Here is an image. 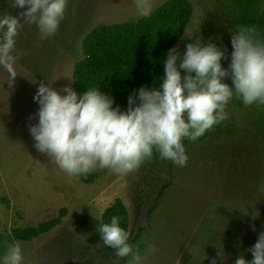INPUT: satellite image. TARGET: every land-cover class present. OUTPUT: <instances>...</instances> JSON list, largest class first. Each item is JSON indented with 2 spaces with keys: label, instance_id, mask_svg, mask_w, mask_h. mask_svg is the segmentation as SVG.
Segmentation results:
<instances>
[{
  "label": "rangeland",
  "instance_id": "1",
  "mask_svg": "<svg viewBox=\"0 0 264 264\" xmlns=\"http://www.w3.org/2000/svg\"><path fill=\"white\" fill-rule=\"evenodd\" d=\"M164 1L152 0L153 8ZM190 1L192 18L173 46L179 52L186 50L205 11L215 3ZM260 1L264 11V0ZM25 10L0 0V16H17ZM138 17L134 0H69L53 37L41 40L35 24L20 29L16 47L25 54L15 63L18 75L12 88L0 67L1 230L35 225L66 209L51 231L16 242L22 249V264H113L114 250L103 244L97 228L102 211L116 198L128 209L129 243L139 251L141 264H211L213 258L216 264H234L240 254L248 261L253 258L246 249L264 231V144L253 136L231 100L227 119L207 136L183 140L185 167L156 155L127 175L97 168L91 172L95 180L84 183L62 172L34 147L28 125L38 122L39 105L33 97L40 82L58 91L72 86L84 35L97 23ZM130 260L120 258L118 264Z\"/></svg>",
  "mask_w": 264,
  "mask_h": 264
},
{
  "label": "clouds",
  "instance_id": "2",
  "mask_svg": "<svg viewBox=\"0 0 264 264\" xmlns=\"http://www.w3.org/2000/svg\"><path fill=\"white\" fill-rule=\"evenodd\" d=\"M68 3L10 0L12 7L26 10L17 16H0V67L8 74L9 88L18 75L15 63L25 54L16 47L20 29L24 24H35L41 40L53 37ZM134 4L140 16L151 15L152 0H134ZM231 45L227 68L221 63L228 59L226 50L213 42L192 40L182 55L178 47L170 48L160 87H140L128 97L126 110L114 107V99L100 89L78 94L71 83L58 91L40 82L33 97L39 105L35 113L38 122L28 125L34 147L74 178L86 177L97 168L127 175L150 163L155 155L185 167L188 156L183 140L196 141L227 119L226 107L234 96L245 106L264 105V39L258 37L255 28L240 26L232 31ZM225 78L231 79V86ZM97 230L103 244L114 250L113 264L125 257H131L129 264H141L142 257L129 243L130 234L121 227L120 217L113 216L110 223L100 222ZM221 251L218 249V256ZM246 251L253 258L248 261L240 254L234 264H264V231ZM22 261L20 244H6L2 264ZM211 264H216V258Z\"/></svg>",
  "mask_w": 264,
  "mask_h": 264
},
{
  "label": "trees",
  "instance_id": "3",
  "mask_svg": "<svg viewBox=\"0 0 264 264\" xmlns=\"http://www.w3.org/2000/svg\"><path fill=\"white\" fill-rule=\"evenodd\" d=\"M192 14L190 0H166L147 17L113 24L97 23L81 40L82 57L72 71L73 89L78 94L87 89H100L114 99V107L118 105L126 110L128 97L140 87H160L167 51L179 42ZM240 26L255 28L258 37L264 39V11L260 0H215L191 39L201 38L204 44L213 42L226 50L228 59H222L221 63L227 68L232 52L231 34ZM184 74L181 70V75ZM224 82L232 84L230 78H225ZM231 101L242 111L253 136L264 144V105L245 106L242 99L235 96ZM95 177L90 173L77 179L92 183ZM65 212L66 209L61 208L57 216L35 225L14 227L9 232L2 231L0 225V261L6 253V244L31 241L51 231L61 223ZM113 216L120 217L121 227L129 232L128 209L120 198L102 211L100 222L110 223Z\"/></svg>",
  "mask_w": 264,
  "mask_h": 264
}]
</instances>
